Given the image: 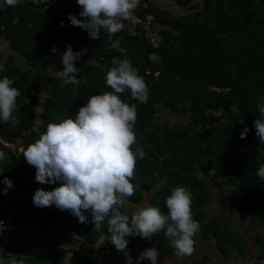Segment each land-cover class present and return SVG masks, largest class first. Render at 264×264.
<instances>
[{
  "label": "trees",
  "instance_id": "16d2710c",
  "mask_svg": "<svg viewBox=\"0 0 264 264\" xmlns=\"http://www.w3.org/2000/svg\"><path fill=\"white\" fill-rule=\"evenodd\" d=\"M146 1L148 10L155 14V27L164 35L158 48L145 39L129 36L125 29L111 36L102 32L100 38L91 39L86 30L72 26L67 19L69 13L83 19L78 15L81 6L76 0L48 5L21 0L15 6L0 9V40H8L11 50L28 63L23 66L15 54H9L0 68V77L13 79L21 93L14 112L19 123L0 122V132L6 137L24 132L28 144L34 142L48 122L74 116L90 96L112 91L105 84V74L113 66V58L128 59L148 88V99L136 110V143L131 146L133 150L142 147L145 155L136 161L131 179L137 187L128 199L143 202L146 193L163 179L164 187L148 196V203L166 213L165 198L171 189L187 186L193 193L191 210L200 224L199 232L205 238L213 235L219 250L228 256L231 248L240 249L242 245L228 225L213 219L206 221L205 209L214 200L209 179L224 190L219 199L223 209L249 221L252 229L264 227V182L256 176V169L264 165V144L259 143L253 127L259 115L258 105L264 99V0H203L196 13L178 17ZM191 1L178 0L184 6ZM114 41H119L118 47L110 46ZM53 45L57 48L55 53L51 52ZM68 45L82 53L75 61L79 84H63L59 76L48 72L52 65L58 71L63 69L61 56ZM147 67L160 69V76L147 75ZM211 84L231 86V91L210 93ZM44 89L50 93L43 113L38 115V100ZM119 95L127 103L137 101L128 90ZM160 105L178 115L189 112L190 121L172 126L157 123ZM232 105H238L237 112L231 110ZM209 107L226 108L227 118L211 119L206 114ZM245 126L249 131L242 139L240 132ZM0 151L7 154L0 164L4 170L0 181L9 177L15 185L9 190L19 192L15 199L5 200L0 191V204L6 206L4 216L8 225L0 242L30 224L54 240L58 225L67 229L74 216L69 211H51L49 206L37 207L32 196L36 189L51 190L59 182L40 184L34 180L35 167L23 156L16 157L4 148ZM3 186L0 182V190ZM236 190L242 194L234 195L232 192ZM120 210L128 211L126 207ZM101 225L97 227L90 219L88 223L78 221L82 238L91 247L88 251L59 247L51 259L55 264H97L103 251L116 250L109 240L102 239L109 236L107 221ZM156 235L159 244L164 241L169 244L163 231ZM16 237L2 249L4 264H46L40 257L24 258V244ZM128 239L127 249L137 258L146 247L139 236ZM257 241L261 249L259 257L264 258V234ZM143 262L147 264V260ZM198 263L207 264L195 262Z\"/></svg>",
  "mask_w": 264,
  "mask_h": 264
},
{
  "label": "clouds",
  "instance_id": "9594fccd",
  "mask_svg": "<svg viewBox=\"0 0 264 264\" xmlns=\"http://www.w3.org/2000/svg\"><path fill=\"white\" fill-rule=\"evenodd\" d=\"M21 0H0V9L15 6ZM81 6L79 19L69 13L67 19L72 26L86 30L91 39H98L102 32L110 36L123 30L124 20L131 17L139 0H76ZM61 21V26H63ZM114 41L111 47H118ZM57 48L52 46L51 52ZM82 53L73 51L71 45L61 56L63 69L58 76L63 84H79L78 67L75 61ZM112 67L105 74V84L112 91L92 95L78 108L74 116L48 122L39 137L23 149V158L35 167L34 180L40 184L58 186L51 190L38 188L32 200L37 207L52 206L61 211L68 210L81 223L91 222L99 227L105 220L109 240L118 251L127 257L125 264H133L128 254L129 236L150 239L161 231L169 237L176 255H191L194 251V237L200 224L192 216L193 193L187 186L177 185L165 198L167 212L158 206L139 205L133 211L122 212L126 198L131 197L137 185L132 182L136 161L143 158L142 147L132 149L136 143L134 125L137 119L135 105L121 99V93L130 91L131 97L140 103L147 100V84L128 59L113 58ZM20 90L13 79L0 77V122L19 123L14 115ZM233 112L238 105H232ZM259 115L253 127L260 144H264V99L258 105ZM243 122V121H241ZM245 126L240 137H246ZM7 154L0 151V164ZM4 170L0 167V173ZM256 176L264 180V165L256 169ZM2 190L7 194L15 187L7 176L2 181ZM159 251L155 246L140 252L139 261L148 260L158 264Z\"/></svg>",
  "mask_w": 264,
  "mask_h": 264
},
{
  "label": "crops",
  "instance_id": "0c3cea01",
  "mask_svg": "<svg viewBox=\"0 0 264 264\" xmlns=\"http://www.w3.org/2000/svg\"><path fill=\"white\" fill-rule=\"evenodd\" d=\"M197 1L199 0H192L189 5L184 6V5H181L178 2V0H150L152 4L166 10L167 12H169L171 15L175 17L195 12L196 9L194 8L193 4ZM8 55L3 60H0V68L4 66ZM152 58L158 59L157 55H152ZM0 59H1V56H0ZM17 62L19 64H22L23 66H26V64H28L26 62L24 63L22 58H21V61L17 59ZM90 63L95 64V65L98 64L95 60H90ZM48 72L55 77L58 76V69L53 65L48 68ZM49 93H50V90L48 91L44 89L41 91L40 98L38 100V106H37L38 115H41L43 113L44 104L48 98ZM168 112L172 113L169 110V108L160 105L158 108L157 123L170 125L169 123H166L164 121L165 119H163L165 115L167 116L168 114H170ZM168 118H171V117H168ZM160 183L161 181L158 184H156L149 193H146V194L148 196H151L155 191L164 187V184L163 186H160ZM4 187L5 186H3L2 189ZM2 194L4 195L5 200H11V199H15V196L18 195L19 192H16L14 190H11V191L8 190L7 194H4L3 191H2ZM142 204L144 203L143 202L133 203L128 198H126L124 207H126L127 210L130 212V209L133 210L137 206L142 205ZM56 209L57 208L55 207V205L49 206V210L51 211H54ZM65 211H68V210H65ZM244 222H247V220L242 221L238 218L234 220V225L238 226L240 223H243L240 225V230L233 229L232 225H228L233 231L237 233L238 240L240 244L242 245L240 249L236 247L231 248L232 249L231 254L228 256H226L221 250H219L217 246V240L216 238L213 237V235H211L212 237L208 236L205 238L202 235L200 236L198 234V237L196 238L195 244H194L195 245L194 251L191 255H188L191 259H188V260L184 258L180 259V257L176 255L175 250L168 254L167 253L160 254L159 259L163 261L162 264H195V262L197 261H204L207 264H264V258L262 260L259 257L260 256L259 253L261 249H259L260 247L257 241V237L259 235L264 234V227L260 226L256 229H253L254 231L255 230H259V231L263 230V231L261 232V234H258V235H256L257 233L256 234L250 233V237H249L248 235L246 236L245 234L239 232V231H242V227L244 228ZM77 224H78V218L72 217V219H70V222L67 223V229L63 228L62 225H58V227L55 229V239L54 240H52L51 237L47 236L46 234L39 233L37 231L38 228L36 227V225H31V224L26 225L19 233L17 232L11 233L9 236L4 238V241L0 242V264H4V260H5L4 255L2 253V249L6 246V243L14 236H17L16 239L22 244H24L22 256L24 258H30L33 260H36L37 257L45 259L48 255H50V258H51L52 255L56 252V250L59 247H67L72 250H78V249L80 250L81 249L79 248L80 244L82 243L86 244V240L82 238V234H81L82 229L78 228ZM146 240L147 239H145V241ZM71 242L76 243L78 247L77 246L74 248L70 247L69 245ZM252 243L256 244V251L254 252V256L248 257V251L249 249H251ZM209 248H212V251H210ZM107 251L109 252L104 254V259H103V254L101 253L100 257L98 258L97 264H107L108 263V261L105 259L109 256L110 251H113V250H107ZM118 252H120L119 253L120 255L117 258V260L126 261L127 257L124 255V252L122 251H118ZM41 254L44 256L46 255V257L41 256ZM128 254L132 258H134L132 254L130 253ZM67 261L68 259L66 260V262ZM134 263L137 264V260H133V264ZM141 263L144 264L145 262L143 261L138 262V264H141Z\"/></svg>",
  "mask_w": 264,
  "mask_h": 264
},
{
  "label": "built area",
  "instance_id": "2783aa9c",
  "mask_svg": "<svg viewBox=\"0 0 264 264\" xmlns=\"http://www.w3.org/2000/svg\"><path fill=\"white\" fill-rule=\"evenodd\" d=\"M29 1L33 4H51L56 3L60 0H24ZM67 1V0H61ZM149 3L146 0H139L137 8L134 10L131 17L124 20L125 32L129 36L139 37L149 41L154 48H158L163 39L164 35L162 32L155 27V14L148 10ZM146 9V10H145ZM143 10H145L143 12ZM145 73L147 75H153L154 77H159L161 74L160 69H154L152 67L145 68ZM208 91L215 94H226L231 91V86L228 85H218L211 84L208 86ZM148 99V98H147ZM130 105H135L136 110L141 104L138 101L129 103ZM206 114L213 120L218 118H227L228 111L224 107H209L206 109ZM28 145V138L23 132L22 135L6 137L0 132V148L8 150L10 153L14 154L16 157L23 156V149ZM6 206L0 204V238L5 236L8 225L4 216Z\"/></svg>",
  "mask_w": 264,
  "mask_h": 264
},
{
  "label": "rangeland",
  "instance_id": "374dc122",
  "mask_svg": "<svg viewBox=\"0 0 264 264\" xmlns=\"http://www.w3.org/2000/svg\"><path fill=\"white\" fill-rule=\"evenodd\" d=\"M203 3H204V1L203 0H199V1H197V2H195L194 4H193V6H194V8L196 9V11H197V9H199L200 7H202V5H203ZM196 11L194 12V13H196ZM12 48L10 47V45H9V41L8 40H4V38L3 39H1L0 40V56H1V59L0 60H3L9 53L10 54H15L12 50H11ZM16 55V57H17V59L19 60V61H21V58H22V60L24 61V63L26 62L27 63V61H26V59H24L23 57H21L20 58V56H19V53H16L15 54ZM3 56V57H2ZM9 56V55H8ZM168 113H170V112H168ZM168 117H171V118H168ZM163 119H165L164 121L166 122V123H169L170 125H176V124H187L189 121H190V113L189 112H185V113H182V114H176V113H170V114H168L167 116L165 115L164 117H163ZM208 182H209V185H210V187H211V190L213 191V193H214V200L206 207V209H205V219H206V221L207 220H211V219H213L214 221L216 220L217 222H220V223H224V224H227V225H232L233 226V229H237V230H240V225L241 224H243V223H240L238 226L237 225H234V220L235 219H237V217H238V219H239V216H236V215H233V214H231L228 210H225V209H223L222 207H221V205H220V202H219V199H220V195H221V193L222 192H224V190H222V189H218L213 183H211V180L209 179L208 180ZM263 182H264V180H263ZM163 184H164V180H162L161 181V183H160V186H163ZM234 195H241L242 194V192L240 191V190H236V191H233L232 192ZM143 203L145 204V205H149V203H148V195L145 197V200L143 201ZM144 204H142V205H144ZM144 205V206H145ZM136 209V208H135ZM135 209H133V210H135ZM133 210H131L130 209V211H133ZM235 218V219H234ZM241 220V219H240ZM243 221V220H242ZM239 222H241V221H239ZM236 224V223H235ZM252 224H250L249 223V221H247V222H244V228L242 227V231H239V232H241V233H243V234H245L246 236L248 235L249 237H250V233H253V234H256V235H258V234H261V232L263 231V230H261V231H259V230H253L252 229ZM251 231V232H250ZM199 235L201 236L202 235V232H199ZM252 235V234H251ZM254 236V235H253ZM210 237H212L211 235H210ZM252 240V239H251ZM143 242V245L146 247V248H148V247H152V246H155L157 249H158V251H159V255L160 254H164V253H170V252H172V251H174V249L172 248V246L170 245L171 243H170V241H169V244H167V243H165V241L164 242H161V244H159L158 243V236L156 235V233L155 234H153L152 235V237L149 239V241H148V239L145 241V239H141L140 238V242ZM148 241V242H147ZM98 245H100V243L98 244ZM70 247H72V248H74V247H76L77 246V244L76 243H74V242H71L70 243V245H69ZM82 246H84V247H82ZM78 247V246H77ZM91 246L89 245V244H85V243H82V244H80V246H79V248H81V250H83V251H88V249L90 248ZM260 249V248H259ZM209 250L210 251H212V248H209ZM256 251V244L255 243H252L251 244V249H249V251H248V257H252V256H254V252ZM109 251H103L102 252V254H103V259H104V254L105 253H108ZM41 253V252H40ZM113 253V254H112ZM120 252H118V251H116V250H113V251H110V253H109V256L105 259V260H107L108 261V263L107 264H125V261L123 260V261H121V260H117V258L119 257V254ZM175 253V252H174ZM115 254V255H114ZM11 256V255H10ZM41 256H43V257H46V255L44 256V255H42L41 254ZM164 256V255H163ZM178 256V255H177ZM12 257V256H11ZM178 257H180V259H182V258H184V259H186V260H188V259H191L188 255H185V256H178ZM189 257V258H188ZM110 258V259H109ZM164 258V257H163ZM41 259H44V258H41ZM260 259H262L263 260V258H260ZM45 263L46 264H55V261L53 260V259H51L50 258V255H48L45 259ZM133 260H136V258L134 257L133 258ZM261 260V261H262ZM261 261H260V263H261ZM6 261L4 260V263H5ZM162 260H160L159 259V256H158V264H162ZM190 262V261H189ZM135 264V263H134ZM142 264V263H141ZM145 264V263H144ZM147 264H150V261H148L147 260Z\"/></svg>",
  "mask_w": 264,
  "mask_h": 264
},
{
  "label": "bare ground",
  "instance_id": "6f19581e",
  "mask_svg": "<svg viewBox=\"0 0 264 264\" xmlns=\"http://www.w3.org/2000/svg\"><path fill=\"white\" fill-rule=\"evenodd\" d=\"M15 156V155H14ZM13 171V170H12ZM65 211V210H64ZM55 221V220H54ZM101 227H102V225H101ZM53 240V239H52ZM169 240V239H168ZM168 244V243H167ZM199 264V263H198Z\"/></svg>",
  "mask_w": 264,
  "mask_h": 264
}]
</instances>
